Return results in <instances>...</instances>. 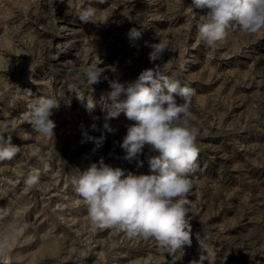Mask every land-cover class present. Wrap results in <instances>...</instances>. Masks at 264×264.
I'll return each mask as SVG.
<instances>
[{"label":"rangeland","instance_id":"rangeland-1","mask_svg":"<svg viewBox=\"0 0 264 264\" xmlns=\"http://www.w3.org/2000/svg\"><path fill=\"white\" fill-rule=\"evenodd\" d=\"M87 10L91 20L81 22ZM205 11L192 0H0V122L22 146L12 161L0 162V235L10 237L0 264H194L200 256L203 264H264V31L229 33L210 50L196 29ZM132 27L143 29L135 45L127 36ZM159 39L172 50L153 62L150 46ZM91 63L116 66L121 80L159 64L195 91L191 111L201 133L187 196L191 243L175 254L151 239L94 229L74 191L71 178L101 157L126 174H150L147 147L139 160L123 158L119 142L131 123L123 113L109 121L115 134L103 129L107 80L90 87L77 79ZM38 96L61 102L51 117L54 137L34 133L27 122ZM81 124L89 136L105 135L97 151ZM32 169L41 170L40 183L25 190Z\"/></svg>","mask_w":264,"mask_h":264},{"label":"clouds","instance_id":"clouds-1","mask_svg":"<svg viewBox=\"0 0 264 264\" xmlns=\"http://www.w3.org/2000/svg\"><path fill=\"white\" fill-rule=\"evenodd\" d=\"M192 3L197 9L206 10L199 16L196 29L199 40L210 50H215L229 33L250 36L264 31V0H192ZM91 17V10H87L79 19L87 23ZM142 34L143 29L132 27L127 36L135 45ZM150 47L149 59L153 62L162 60L163 54L172 50L168 42L160 39ZM99 65H85L77 79L90 87L107 80L110 90L104 93V98L110 104L105 107L103 129L115 134L117 129L109 121L123 113L131 122L125 125V135L119 142L125 153L123 158L139 160L147 147L150 174H126L101 157L71 178L74 191L85 203L87 219L94 229H112L129 238L151 239L161 250L175 254L191 243L188 218L191 202L187 196L193 187L190 177L197 168L196 140L201 133L198 118L191 111L195 91L180 79L161 72L159 64L143 70L133 80H121L116 66L105 69ZM108 70L113 73L111 79L105 75ZM77 88V84L69 85L71 91L77 92ZM178 97L181 103L177 102ZM60 106L55 97H35L28 105L27 122L32 131L54 137L56 125L51 117ZM85 107L91 114L95 104L88 100ZM8 128L6 122H0V162L12 161L22 152V146L13 143ZM80 128L83 137L94 142L93 152L97 151L106 139L103 132L97 138L89 136L83 124ZM91 129L97 130V124L93 123ZM30 155L39 158L36 150ZM42 171L48 172L49 167L45 165ZM40 177L41 170H30L23 180L25 190L37 187ZM9 246L10 237L0 235V258L7 255ZM204 259L200 256L194 264H203Z\"/></svg>","mask_w":264,"mask_h":264}]
</instances>
